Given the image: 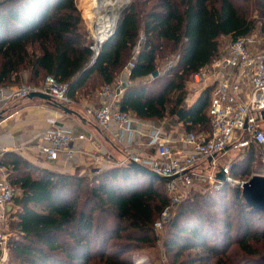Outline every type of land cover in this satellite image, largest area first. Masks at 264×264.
I'll use <instances>...</instances> for the list:
<instances>
[{
  "label": "trees",
  "instance_id": "1",
  "mask_svg": "<svg viewBox=\"0 0 264 264\" xmlns=\"http://www.w3.org/2000/svg\"><path fill=\"white\" fill-rule=\"evenodd\" d=\"M1 2L0 87L21 84L28 72L35 87L49 76L68 83L75 99L130 66L121 109L145 121L177 117L197 134L210 130L212 86L186 107L188 82L220 56L221 37L236 41L258 23L264 34V0H130L95 57L77 0ZM244 162L262 163L254 142L231 162L232 177L250 179L247 166L236 168ZM3 164L19 189L8 211L7 264H133L130 249L158 240L154 224L170 203L159 179L129 166L90 179L11 151ZM164 246L173 264H264V211L238 185L193 192L174 210Z\"/></svg>",
  "mask_w": 264,
  "mask_h": 264
},
{
  "label": "built area",
  "instance_id": "2",
  "mask_svg": "<svg viewBox=\"0 0 264 264\" xmlns=\"http://www.w3.org/2000/svg\"><path fill=\"white\" fill-rule=\"evenodd\" d=\"M255 44V38H239L193 75V84L212 86L207 134L193 131L170 134L163 125L140 120L123 111L121 102L132 83L130 66H127L113 82L101 88L98 105H84L86 114L112 139L121 156L116 157L103 148L85 152L78 147L79 142H95V138L64 126L57 116L49 117L47 127L38 131L40 155L48 163L63 161L65 165L84 157L97 174L111 167L137 163L161 177L174 178L164 183L170 203L154 224L155 231L163 230L185 190L196 186L219 190L224 184L217 179L221 170L227 184L247 181L232 177L231 162L221 163V157L228 151L242 150L254 142L263 164L254 175L264 176V51L259 52ZM92 50L96 56L99 47L95 44ZM69 89L68 83L51 76L40 87L25 82L10 88L0 87V115L15 100L26 99L35 92L50 96L54 103L75 106ZM17 148L18 145L14 147ZM6 152L7 148L0 150V264L8 261V211L19 193L10 183L9 171L3 164Z\"/></svg>",
  "mask_w": 264,
  "mask_h": 264
},
{
  "label": "crops",
  "instance_id": "3",
  "mask_svg": "<svg viewBox=\"0 0 264 264\" xmlns=\"http://www.w3.org/2000/svg\"><path fill=\"white\" fill-rule=\"evenodd\" d=\"M79 8L81 10V6ZM28 77V72L22 73V80H24L22 82H27ZM98 93L97 90L96 93L88 95V97H82L80 100L82 102H78L77 109L73 106L68 107L76 114L65 113L52 102L37 97L21 99L24 100V104L21 107H16L13 104L11 108L14 110L11 113L8 110L11 109L9 107L12 103L9 104V106L2 110V119L0 121V150L7 148L8 151L16 152L29 161L37 162V160L41 159L38 147L41 144V140L38 131L47 127V119L49 117L57 116L64 126H70L78 132H84L95 138V142H79L78 147L85 152L91 153L97 151L98 148H103L113 153L114 156L120 157L121 155L116 149V144L99 128L93 118L86 114L84 105H98ZM17 145L18 148L14 149ZM230 152L232 150L221 157V163L227 162ZM47 163L40 164V166L60 173H68L84 167L89 168L87 159L84 157L78 158L71 165H65L63 161Z\"/></svg>",
  "mask_w": 264,
  "mask_h": 264
},
{
  "label": "rangeland",
  "instance_id": "4",
  "mask_svg": "<svg viewBox=\"0 0 264 264\" xmlns=\"http://www.w3.org/2000/svg\"><path fill=\"white\" fill-rule=\"evenodd\" d=\"M77 1H78V7L81 6L80 12H81V15H82V18H83L84 25H85L88 33H89V38H90V40L92 42V45H91V48H92V47H94L95 42H96V39L94 38V33H95V27H96L97 20H98L97 16H96V14H97V12H96L97 6H92L90 4L89 0H77ZM81 2H82V4H81ZM121 15L122 14H120V16ZM116 24H117V21H116ZM260 25H261V23H258L256 29L250 35H246V36H242L241 37V38H243V37L255 38L256 44L254 45V47H257V50L259 52L264 51V34L261 31V26ZM233 41L234 40L231 39L230 37H221V39H220L221 50H222L221 53L225 52L228 49V47L233 43ZM151 79H152V76H150L149 78L144 79L143 82L150 81ZM22 81H24V80H22ZM22 83H24V82H22ZM25 83L29 84L28 81L25 82ZM204 87H205L204 85H195V84H193V82L191 80H190V82H188V84H187V97H186V101H185L186 107H190L195 102V100L198 98V96L200 95V93L204 89ZM101 88H102V86H98V92L101 90ZM83 94H85V93L79 94L77 96V98L74 99L75 102H76V105L73 106V107H76V109L78 108V105H77L78 102H82V101H80L82 99V97H88L87 94H85L86 96L83 95ZM13 104L16 107H21L24 104V100H16V101H14L10 105L9 109L12 107ZM13 110L14 109L11 108L8 111L11 113V111H13ZM3 117H4V115H3ZM155 123L163 125L165 127V130L167 132H169L170 134L177 135V134L184 133V132L187 131L186 127L183 124H180L178 122L177 117L166 118L164 120L157 121ZM241 151L242 150H234V149H232V152H230L229 155H228L229 159L227 160V162H232L233 163V161H235L239 156L241 157ZM40 158L41 159H39V160H37V162H35L37 165L47 163V162H44V159L42 158L41 155H40ZM31 162H33V161H31ZM262 165H263L262 163L259 164V165L251 164L250 167H249L246 164V162H244V164L240 163L239 166H236V168H238V170H244L245 166H247L248 173H251V174H249L248 177L251 178L252 175H254V173L259 168L262 167ZM238 170H237V172H238ZM68 173H71L73 175L76 174L78 176H85V177H88L90 179L94 175L97 174L92 169L85 168V167L76 169L75 171L73 170V171L68 172ZM249 178H247V179H249ZM202 190H205V189H203V186H196L194 188L185 190L183 192V194H184V196H187V195L189 196L193 192H198V191L202 192ZM162 191L164 192V194L166 196H168L167 193L164 190V186H163ZM165 227L161 231H155L154 230V234L158 238V240L156 241V243L154 245H142V247H140V248H133V249L129 250V254L132 256L133 264H173V257L167 254L166 248L164 246ZM7 232H8L9 238H10L12 233H11V228H10V225H9V221L7 223ZM192 252L193 253H191V254H195L197 251L196 252L192 251Z\"/></svg>",
  "mask_w": 264,
  "mask_h": 264
},
{
  "label": "water",
  "instance_id": "5",
  "mask_svg": "<svg viewBox=\"0 0 264 264\" xmlns=\"http://www.w3.org/2000/svg\"><path fill=\"white\" fill-rule=\"evenodd\" d=\"M1 3L2 2L0 1V4ZM129 3H130V0H128L127 3L124 5L122 13L125 11ZM114 32H115V29L112 30V32L109 33V35L100 43H98L97 41L95 42V44L99 47V51L95 57L99 55L100 49L102 48L103 44L112 37ZM157 75H158V72L153 73L152 78H155ZM35 97L52 102L50 96L43 94V93L35 92L29 96V98H35ZM53 104H55L58 108H60L65 113L76 114L72 109L68 108L67 106H64L58 103H53ZM1 119H2V116L0 115V121ZM129 167L137 171H140L143 174L150 175L155 179H159L160 181L164 183L174 179V178L161 177L158 174L151 171L149 168L144 167L137 163H130ZM217 179L224 183L223 186H225L228 182L227 177L222 170L217 173ZM238 186L242 189L243 198L245 199L248 205L252 206L256 210L264 211V176L253 175L244 184H238Z\"/></svg>",
  "mask_w": 264,
  "mask_h": 264
},
{
  "label": "bare ground",
  "instance_id": "6",
  "mask_svg": "<svg viewBox=\"0 0 264 264\" xmlns=\"http://www.w3.org/2000/svg\"><path fill=\"white\" fill-rule=\"evenodd\" d=\"M128 0H89L92 6H97V24L94 38L98 43L103 41L115 29L124 5Z\"/></svg>",
  "mask_w": 264,
  "mask_h": 264
}]
</instances>
